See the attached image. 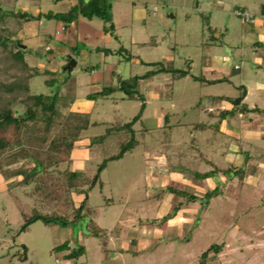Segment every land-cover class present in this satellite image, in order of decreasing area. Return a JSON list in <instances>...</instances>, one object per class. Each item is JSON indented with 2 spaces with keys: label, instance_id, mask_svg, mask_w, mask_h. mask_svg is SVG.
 I'll return each instance as SVG.
<instances>
[{
  "label": "rangeland",
  "instance_id": "obj_1",
  "mask_svg": "<svg viewBox=\"0 0 264 264\" xmlns=\"http://www.w3.org/2000/svg\"><path fill=\"white\" fill-rule=\"evenodd\" d=\"M22 1L0 0L1 10L9 13L4 27L13 34L9 42L20 41L26 62L38 70L29 80L30 92L57 94V121L49 132L44 131L42 120L30 122L21 145L0 158V264H197L201 253L214 243L222 247L211 262L264 264V179L254 180L257 162L264 156V147L257 148L261 132L255 129L264 121V91L256 85H264V19L259 20L264 0H120L112 17L116 50L92 51L88 62L78 59L65 81L64 75L50 71L48 62L54 58L45 47L44 32L54 36L56 20L42 15L43 23L38 24L29 23L25 16L16 18L14 13H28ZM43 1L45 14L61 0ZM239 6H245L255 22H243L235 14ZM119 47L122 54L117 53ZM69 53L75 56L74 49ZM106 53H112L111 65L106 63ZM92 64H98L96 73L116 64L119 79H129L144 98H127L119 90L78 108L89 123L80 131L76 146L87 148L90 138L105 133L110 125L131 121L144 102L132 124L137 143L120 158L108 160L87 191V202L96 210L92 219L105 236L88 231L87 217L66 219V223L37 219L19 231L24 219L12 194L30 205L33 197L30 188L17 185L21 179L17 171L33 166L28 149H45L59 131L72 108L69 101L79 94L78 79L92 74L86 69ZM161 67L188 74L157 71ZM150 71V76L141 77ZM6 75L0 61V80ZM243 91L245 105L232 108L228 116L233 125L238 113L243 114L241 126L234 122L240 139L216 130L215 122L221 118L219 102L233 105ZM208 107L213 112H207ZM14 111H23V106L16 104ZM244 123L252 127H247V135ZM119 133L106 137L103 150H88L81 168L86 176H93L106 157L117 153L121 142L130 140L126 129ZM230 144L233 151H228ZM240 158L247 164L242 165ZM233 167L242 169L243 175L213 172ZM64 168L61 163L54 170ZM195 171L210 174L198 179ZM165 185L184 189L196 199L171 193ZM214 187L217 193L206 199L205 193ZM72 197L78 205L83 194L72 193ZM175 205L174 215L163 225L154 223ZM63 242L84 250L67 258L68 251L55 250Z\"/></svg>",
  "mask_w": 264,
  "mask_h": 264
},
{
  "label": "trees",
  "instance_id": "obj_2",
  "mask_svg": "<svg viewBox=\"0 0 264 264\" xmlns=\"http://www.w3.org/2000/svg\"><path fill=\"white\" fill-rule=\"evenodd\" d=\"M241 10V9H240ZM9 13H4L0 7V61L3 64V70L7 74L4 80H0V158L12 151L15 146L21 145L23 130L28 124L34 120H42L43 129L45 132L55 125V106L58 96L54 94L30 92L29 80L31 77L38 74V70L31 67L25 60L24 48L20 45V41L9 42L11 34L8 29L4 27L5 17ZM12 15V14H11ZM46 18H54L61 20L68 24L78 17L86 19L98 18L103 21V30L113 34L114 25L112 22V2L111 0H78L75 5L64 12L41 13L37 16H32L29 13H15L16 18L25 16V20L39 19L41 16ZM122 48L117 52H121ZM157 71H173L177 75L184 76L188 74L187 70L183 69H167L161 67ZM153 72H147L141 77L150 76ZM67 76H64V79ZM136 81V79H135ZM134 81V83H135ZM123 91L127 98H138L144 101L143 96L136 89L135 85L129 79H118L117 86H105L103 89L95 94L88 95V98H95L98 96H107L116 91ZM245 92L233 99V109L242 104V99ZM20 103L23 106V111L16 113L14 106ZM245 104L243 103L242 106ZM144 109V102L140 106L139 113L135 115L131 121L123 124L114 123L106 128V132L90 138L89 145L95 143H102L107 136L113 134H120L122 130L130 132V140L121 142L116 154L106 157L97 167V171L91 177L86 176L82 170H73L71 168V151L76 146L79 139L80 131L86 127L89 121L79 111H71L60 123L59 131L51 138L48 146L45 149L37 148L28 149V155L33 161V166L26 171H17L21 175V179L17 185L20 187H28L29 195L33 198V204L20 200V198L13 193V199L17 210L23 217L24 222L19 231L28 227V225L40 219L44 222H61L66 223V219L71 221L79 220L82 217H87V228L89 232L97 236H105V230L99 228L92 219L96 213L87 202V191L94 186L100 178V172L105 167L108 160L120 158L125 151L134 147L137 143L134 137V130L132 128L133 122L139 118V114ZM232 111V110H231ZM231 111H224V115H229ZM86 119V120H85ZM106 144L103 148L106 147ZM64 164L65 168L60 171H55L59 164ZM213 172H223L230 174V177L243 175V170L240 168H214ZM210 172H193L195 178L201 179L209 176ZM228 174V175H229ZM165 190L179 196H186L189 200L196 199V196L185 191L184 189H177L170 185H165ZM218 188L205 193V198L215 195ZM73 194H83V198L79 204L76 205L72 197ZM53 207L51 211L47 208ZM37 208L41 209L38 212ZM177 205L171 207L169 213L164 215L161 220L155 219L154 223H159L161 226L171 216ZM133 242V241H131ZM222 245L212 244L203 251L197 264H217L211 262V258L217 256L221 251ZM26 250L25 245H23ZM56 251H68L65 253L67 258L77 257L83 252L84 247L70 248L67 242L55 246ZM212 252L213 255L209 256Z\"/></svg>",
  "mask_w": 264,
  "mask_h": 264
},
{
  "label": "crops",
  "instance_id": "obj_3",
  "mask_svg": "<svg viewBox=\"0 0 264 264\" xmlns=\"http://www.w3.org/2000/svg\"><path fill=\"white\" fill-rule=\"evenodd\" d=\"M77 1L78 0H68V2L64 4L62 3L63 0H61L56 3L55 8H54L56 10L52 9L50 11L51 12H64L66 11L64 9L71 8L73 5L77 3ZM83 1H88V0H83ZM22 2H23L24 11H27L32 16H37L38 14L45 12L42 10V6L44 2L43 0H38V1L37 0L36 1L23 0ZM111 2H112V17L113 19H115V10L117 9V6L120 5V0H111ZM218 4L221 5L222 3L218 2ZM239 7H237L236 9L248 11L245 6H239ZM259 10H260L259 20L260 22H262L264 19V4L260 5ZM55 20L56 22H55V27H54V31H55L54 36L50 33L44 32V35L48 37V40L45 41L46 42L45 47L48 48V51H50L53 55L52 58H54V59L51 58L52 62H48L50 63L48 66L50 71H55L56 73H60L64 76L69 77L71 73L75 70V67L77 66V63L79 60L83 62H88L90 60L92 51L100 52V51H103L102 48H105L106 50L115 49L114 48L115 45H113L114 44L113 42L115 40L114 35L109 32H105L103 30V23L98 18L86 19L84 17H78L77 19H75L74 21L68 24L58 19H55ZM37 21H38V24L43 23L41 22V18L39 19L35 18V19L28 20L29 23H34ZM253 22H255V19H253L251 23ZM114 23L116 24L115 20H114ZM22 47L25 48L24 45ZM69 49H72V50L74 49L75 56L69 53ZM118 49H120V47L117 48V50ZM117 53L122 54L121 52H117ZM106 54H107L108 62H106L105 60L103 62L104 63L106 62L107 64L111 65L113 62V59L111 57L112 53H106ZM129 56L132 57L131 54ZM70 59H74L75 66L72 68L70 73H67L66 71H64V66L69 62ZM211 63L215 65L216 60H213ZM97 65L98 64H95V65L92 64L90 66H87L86 69L90 70V73L92 74L86 78L80 77L78 79L77 86H78L79 94L76 95L71 101H69L72 104L71 106L72 108L69 110L70 112L79 111L80 109L79 107L86 105L87 103L91 102L90 100L94 99V98H88V95H92V94L100 92L105 86H109V85L117 86L119 77L122 78L120 73L117 72L116 64H114L113 66H110L109 70H107L106 72H100V73H96L95 69L96 67H98ZM235 68H237L238 70L240 69L239 65L237 64L235 65ZM66 78L63 81H65ZM256 85H258L259 91H261V89L264 91L263 84L256 83ZM246 95H247V90H246ZM232 106L233 105L228 104L227 102L223 100L219 102V105L217 107L219 109L221 118H220V121L218 120L215 122V125H216L215 129L218 131L222 130V132L225 134H229L234 137H239L241 139L242 136L240 135V130L234 129V127L236 126L234 122H236L237 124L239 123V125L241 126V123H242L241 118H243V114L240 112L238 113L237 115L238 121L234 120L232 123L233 125L228 123L229 115L223 114L224 111H230L233 108ZM206 110L207 112H213L214 108L208 107V109ZM202 125L203 126H200L201 128L206 127L205 124H202ZM243 126L244 128L250 127L249 129H252L251 125L248 126V124L244 123ZM256 126L257 128L255 129L256 130L259 129V131L261 132L260 136H262L261 145L259 146L257 145V148H263L264 147V121L258 122ZM244 133L247 135L248 128L246 129V131H244ZM92 147H95L96 149L100 148L101 150H103L102 143H95L92 145H89V143H87V148H84V146H80V147L75 146L73 148V150L71 151V168L73 170H81L82 164H83L82 160L85 158V155L87 154L88 150L91 149ZM232 147H233V144L232 145L230 144L228 147V151ZM232 151H233V148H232ZM236 152H240L237 147H236ZM262 154L264 155V151H262ZM262 157H261V160L259 159V161L257 162L258 170L257 172H255V176H254L256 177V179L254 180L257 181V183L260 179L261 180L264 179V156ZM162 158L164 160H162ZM162 158L160 159L162 161H165V159H167L165 156H163ZM253 160L254 158L252 157L250 162H253ZM238 161L242 162V165L247 164L242 160V158L238 159Z\"/></svg>",
  "mask_w": 264,
  "mask_h": 264
},
{
  "label": "built area",
  "instance_id": "obj_4",
  "mask_svg": "<svg viewBox=\"0 0 264 264\" xmlns=\"http://www.w3.org/2000/svg\"><path fill=\"white\" fill-rule=\"evenodd\" d=\"M235 14L242 18L243 22H252L254 17L246 10L236 9Z\"/></svg>",
  "mask_w": 264,
  "mask_h": 264
},
{
  "label": "water",
  "instance_id": "obj_5",
  "mask_svg": "<svg viewBox=\"0 0 264 264\" xmlns=\"http://www.w3.org/2000/svg\"><path fill=\"white\" fill-rule=\"evenodd\" d=\"M74 66H75L74 59H70L69 62L64 66V71L70 73Z\"/></svg>",
  "mask_w": 264,
  "mask_h": 264
}]
</instances>
